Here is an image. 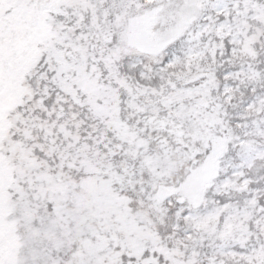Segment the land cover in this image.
Segmentation results:
<instances>
[{
    "label": "snow or ice",
    "instance_id": "obj_1",
    "mask_svg": "<svg viewBox=\"0 0 264 264\" xmlns=\"http://www.w3.org/2000/svg\"><path fill=\"white\" fill-rule=\"evenodd\" d=\"M0 264H264V0H0Z\"/></svg>",
    "mask_w": 264,
    "mask_h": 264
}]
</instances>
